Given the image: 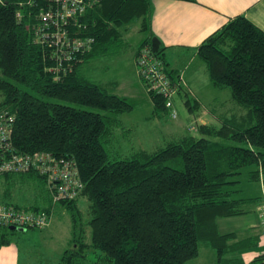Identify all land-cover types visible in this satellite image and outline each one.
<instances>
[{
    "label": "trees",
    "instance_id": "16d2710c",
    "mask_svg": "<svg viewBox=\"0 0 264 264\" xmlns=\"http://www.w3.org/2000/svg\"><path fill=\"white\" fill-rule=\"evenodd\" d=\"M26 1L0 0V115L14 120L10 143L15 154L42 152L72 160L83 188L72 199L54 202L37 170L3 174L0 204L45 212L50 220L66 211L71 238L59 264H185L198 256L201 242L216 251V264H264V254L248 263L239 254L254 248L258 238L230 244L234 234H221L217 226L218 219L245 215L257 207L260 230L264 33L245 18L236 17L198 47L210 82L216 88L230 89L237 113L216 115L210 110L220 122L219 128L201 123L197 128L200 137H175L153 153L140 150L118 158L109 148L116 130L124 128L112 115L129 112L133 106L109 93L107 85L85 78L82 68L119 46L132 21L141 19L144 30L150 0H102L83 20L87 26L83 35L93 36L94 44L62 64L55 50L39 43L35 35L36 11L27 8L17 17L19 4ZM151 39L144 40L135 58L141 47L150 46ZM155 56L163 59L162 48ZM150 99L153 115L166 114L161 96L151 95ZM185 104L190 105V99ZM209 137L235 144L215 143ZM247 166L255 167L248 178L260 182L262 196L234 199V191L225 187ZM14 184L31 186L36 201L25 208L1 203ZM82 199L87 217L79 209ZM16 233L0 224V247L11 244Z\"/></svg>",
    "mask_w": 264,
    "mask_h": 264
},
{
    "label": "rangeland",
    "instance_id": "374dc122",
    "mask_svg": "<svg viewBox=\"0 0 264 264\" xmlns=\"http://www.w3.org/2000/svg\"><path fill=\"white\" fill-rule=\"evenodd\" d=\"M140 23L138 20L132 21L126 26L123 31V42L119 43L112 51L92 60L88 65L83 66L82 73L85 78L94 82L106 84L105 89L125 98L133 106L129 112L112 115L118 119L123 126L122 129L116 130L115 137L109 151L114 157H127L136 151H146L153 153L166 146L168 141L182 134L200 137L199 133L190 130L193 127H198L201 124V119L197 118V112H189L185 104V99L176 98L175 110L178 114L176 120H171L168 112L160 114V119L152 117V103L150 96H148L142 84L138 83L132 67V54L135 46L142 38ZM121 32V30L119 31ZM125 44V45H124ZM204 92V93H203ZM202 104L200 109V117L206 119V124L220 127V122L204 111H215L216 115H224L230 112L237 113L239 111L237 105L232 99L230 89H214L210 85L209 89L202 91ZM191 104L194 102L191 100ZM73 107L98 113L101 115L109 113L85 106L73 105ZM205 114V115H204ZM210 141L223 144L234 145L232 141L223 140L221 138L209 137ZM255 167L247 166L241 169V172L236 177L231 179L233 184L225 187V190L234 191L232 198H258L262 196L260 182L250 181L248 178L249 172ZM18 181H24L18 179ZM36 191L30 187L11 185L9 194L5 199L2 198L1 203L13 204L19 207H27L29 203L35 202ZM79 209L86 216V202L82 199L79 202ZM255 218L254 214L248 215L244 218L229 221H220V232L227 233L228 231L245 232V227L237 220H250ZM225 222V223H223ZM258 229V228H257ZM252 232H256L255 230ZM16 241L21 248L22 264H59L62 252L68 248V243L71 238V219L66 211L54 214L49 222V225L44 229H25L24 232H18L14 235ZM264 251V238H261L258 246L243 252L240 256L244 261L250 259ZM29 258V260H28ZM93 260V259H92ZM217 254L214 249L209 247L206 243H199L198 256L189 260L185 264H216Z\"/></svg>",
    "mask_w": 264,
    "mask_h": 264
},
{
    "label": "built area",
    "instance_id": "2783aa9c",
    "mask_svg": "<svg viewBox=\"0 0 264 264\" xmlns=\"http://www.w3.org/2000/svg\"><path fill=\"white\" fill-rule=\"evenodd\" d=\"M102 0H27L20 3L17 17L27 8L34 9L37 24L35 35L41 44L55 50L57 61L70 62L94 44L93 36L83 35L87 14L100 5ZM137 77L148 96L157 95L164 99L163 105L171 120L178 114L174 101L180 91L176 80H172L164 60L152 53L150 46H143L135 58ZM13 118L0 115V175L20 174L37 170L46 181L54 202L76 197L83 188L79 172L72 160L57 158L48 153L19 155L13 152L10 143ZM191 130H193L191 128ZM264 192V185L262 183ZM264 197V193H263ZM259 227L264 235V203L261 206ZM50 218L45 212H30L0 204V224L23 229H43Z\"/></svg>",
    "mask_w": 264,
    "mask_h": 264
},
{
    "label": "crops",
    "instance_id": "0c3cea01",
    "mask_svg": "<svg viewBox=\"0 0 264 264\" xmlns=\"http://www.w3.org/2000/svg\"><path fill=\"white\" fill-rule=\"evenodd\" d=\"M149 8L148 25L144 30L142 29V20L138 19L142 38L135 46L132 54V67H134L136 79L140 83L135 68V53L144 40L152 36L159 41V48H162L166 68L175 75L180 86V94L176 98L183 99L184 97L185 102L189 99L192 100L194 104L187 106L189 112H197V118H200L201 123L205 124L206 119L200 117L201 100L204 93L202 91L209 89L212 83L209 79L207 66L198 55V47L236 17L245 18L264 33V0H150ZM104 85L106 84L104 83ZM214 89L218 88L214 87ZM151 103L153 108V102L151 101ZM207 110L205 109L204 112L213 116L210 110ZM152 117L160 119V117L153 115V110ZM197 128L193 127L192 129L197 131ZM183 135L187 134L181 136ZM251 214H254L255 218L248 221L237 220L241 221L239 223L245 227V232H238L237 229L227 233H221L220 230L219 232L221 234H234V240L232 239L230 244L258 238L256 245L258 246L264 235L257 229V207L245 215L218 219L217 226L220 229V221L244 218ZM254 230L256 232H252ZM246 251H240L239 254ZM21 254V248L14 238L11 244L0 247V264H22ZM262 254L264 251L253 256L250 261Z\"/></svg>",
    "mask_w": 264,
    "mask_h": 264
},
{
    "label": "water",
    "instance_id": "95a60500",
    "mask_svg": "<svg viewBox=\"0 0 264 264\" xmlns=\"http://www.w3.org/2000/svg\"><path fill=\"white\" fill-rule=\"evenodd\" d=\"M159 41L156 38H152L150 42V47L152 50V53H156L159 50ZM10 230L17 231V232H24L25 229L23 228H16V227H9Z\"/></svg>",
    "mask_w": 264,
    "mask_h": 264
}]
</instances>
